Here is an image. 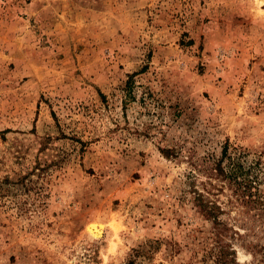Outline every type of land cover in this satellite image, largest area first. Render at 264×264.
Wrapping results in <instances>:
<instances>
[{
	"label": "rangeland",
	"instance_id": "374dc122",
	"mask_svg": "<svg viewBox=\"0 0 264 264\" xmlns=\"http://www.w3.org/2000/svg\"><path fill=\"white\" fill-rule=\"evenodd\" d=\"M224 145L264 189V0H0V264H264Z\"/></svg>",
	"mask_w": 264,
	"mask_h": 264
},
{
	"label": "trees",
	"instance_id": "16d2710c",
	"mask_svg": "<svg viewBox=\"0 0 264 264\" xmlns=\"http://www.w3.org/2000/svg\"><path fill=\"white\" fill-rule=\"evenodd\" d=\"M132 79L133 74L129 75L125 82L126 96L131 94ZM227 149L228 147L224 145L220 158L215 164L216 175L227 182L228 187L241 199L245 206L251 210L259 211L258 215L264 217V189L256 182L257 178L254 179L250 174V170L241 163L228 162L227 167L224 166V160L228 156ZM207 208L208 213L215 220L216 215L213 214V210L210 207Z\"/></svg>",
	"mask_w": 264,
	"mask_h": 264
},
{
	"label": "bare ground",
	"instance_id": "6f19581e",
	"mask_svg": "<svg viewBox=\"0 0 264 264\" xmlns=\"http://www.w3.org/2000/svg\"><path fill=\"white\" fill-rule=\"evenodd\" d=\"M103 230L102 224H91L88 226V231L92 236H100Z\"/></svg>",
	"mask_w": 264,
	"mask_h": 264
}]
</instances>
